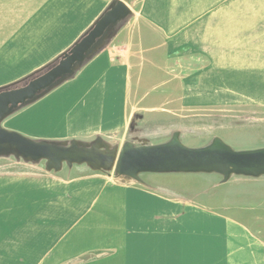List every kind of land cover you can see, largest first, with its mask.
<instances>
[{
  "label": "crops",
  "instance_id": "obj_1",
  "mask_svg": "<svg viewBox=\"0 0 264 264\" xmlns=\"http://www.w3.org/2000/svg\"><path fill=\"white\" fill-rule=\"evenodd\" d=\"M116 1L0 0V66L12 68L1 79H17L16 73L53 60ZM124 1L129 15L107 29L79 70L13 110L1 126L35 140L120 135L135 111L155 108L143 103L144 74L167 69L184 54L179 50L211 55L215 64L249 63L256 1L264 0ZM222 49L247 54L227 57ZM0 158L9 161L0 165V264H27L32 257L38 258L35 264H63L73 257L75 264H264V236L253 227L264 224L255 218L264 209L224 210L202 194L206 184L189 185L210 180L220 185L217 173L178 174L182 185L158 178L173 179L168 174L145 173L174 190L156 191L143 179L133 184L119 182L120 177L111 181L114 185L92 180L65 186L63 175H48L46 166L43 174L25 169L37 161L13 153ZM90 193L94 204L81 207L76 199ZM65 221L72 225L69 240ZM113 247L97 258L77 259L86 251Z\"/></svg>",
  "mask_w": 264,
  "mask_h": 264
},
{
  "label": "rangeland",
  "instance_id": "obj_2",
  "mask_svg": "<svg viewBox=\"0 0 264 264\" xmlns=\"http://www.w3.org/2000/svg\"><path fill=\"white\" fill-rule=\"evenodd\" d=\"M254 34L255 49H250L248 52L251 58L249 63L215 64L213 63L214 59L209 57L211 55L207 56L196 50L182 49L179 52L184 54L176 57L174 62L170 61L164 71L144 74L140 89V93L144 97L143 103L145 105H155V108L145 107V109L135 111L129 119V126L123 132L124 134L48 140L62 142L65 145L76 141L83 146H88L93 141L100 140L107 148H114L118 151L125 142H131L134 145L158 144L169 140L174 132H178L181 143L188 147L207 145L215 137L220 138L237 150L264 146V1H256ZM74 43L70 44L47 64L30 72L16 73L15 75L19 76L17 79H1L0 76V90L24 85L33 77L43 73L57 63ZM212 51L207 50L209 53H212ZM245 51L247 52L243 49H222L223 55L227 57L235 54V56L246 55ZM245 60L246 58L241 59V61ZM81 64L76 65L75 73L79 70ZM13 68L15 69V65H13ZM11 70L10 66H0V74L2 72L8 73ZM183 78L187 79L184 81ZM61 82L60 80L55 82L42 95L26 104L39 99ZM1 153H12V151L7 150ZM8 162L5 158H0V165ZM37 162L25 168L32 175L38 172L43 174L44 172L42 170L46 166L45 160H38ZM61 169L62 171H60ZM51 171H60V173L55 175ZM49 172L47 174L54 177L58 176L60 178L63 175L65 186L86 184L92 180L104 185H114L111 181L119 177L113 169H94L86 163H73L71 165L63 163L59 170H49ZM161 174H168L173 178L158 177L163 180L161 182L169 181L171 184L177 185L183 181L178 176L181 173ZM148 176L150 175L140 174L141 182H147L146 184L158 189L156 191L174 190L165 183L151 181ZM117 180L125 182L124 177ZM131 182L133 184L140 183L135 180H131ZM197 182L194 181L189 185L193 189H199L200 185L206 184L207 186H204L206 187L205 192L202 194L211 197L213 199L211 202L215 207L224 210L264 209V177L250 179L247 176L234 175L220 185L216 183V186H213L211 180L199 182L198 184ZM175 189L176 191L182 190L180 187ZM68 195L70 194L65 193V198ZM84 195L89 198H84ZM94 195L95 193L82 194L76 201L80 202L81 207L89 205L91 207L95 202L93 200ZM65 202L67 201L65 200ZM66 212L65 209V219L67 217ZM79 218H82L81 215ZM255 218L264 221V215H257ZM253 227L260 229L261 231L258 233L264 236V224L262 222L260 225H253ZM71 236L72 225L65 221L64 237L69 240ZM111 249L86 251L81 253L77 259H93L116 250L114 247ZM37 260L38 258L32 257L27 264H35ZM63 264H75V257L66 260Z\"/></svg>",
  "mask_w": 264,
  "mask_h": 264
},
{
  "label": "water",
  "instance_id": "obj_3",
  "mask_svg": "<svg viewBox=\"0 0 264 264\" xmlns=\"http://www.w3.org/2000/svg\"><path fill=\"white\" fill-rule=\"evenodd\" d=\"M129 13L128 4L124 0H117L57 63L24 85L0 90V153L11 150L24 159L45 160L48 170H59L63 163H86L94 169H113L117 176L139 182L142 173H217L222 176L223 182L232 175L264 176V146L237 150L218 137L207 145L188 147L181 143L179 133L174 132L165 142L149 145L125 142L117 151L107 148L100 140L88 146L76 141L65 145L62 142L31 139L1 126V121L13 110L32 100L57 80L70 75L107 29Z\"/></svg>",
  "mask_w": 264,
  "mask_h": 264
},
{
  "label": "trees",
  "instance_id": "obj_4",
  "mask_svg": "<svg viewBox=\"0 0 264 264\" xmlns=\"http://www.w3.org/2000/svg\"><path fill=\"white\" fill-rule=\"evenodd\" d=\"M71 74H72V73H71ZM59 80H61V79H59ZM59 80H57V81H59ZM57 81H56V82H57ZM51 86H52V85H51ZM51 86H50V87H51ZM17 87H19V86H17ZM50 87H49V88H50ZM49 88L40 91V92H39V93H38V94H37L32 100H34V99H36L37 97H39L40 95H42V93H44V92H45L46 90H48ZM32 100H30V101H32ZM28 102H29V101H28Z\"/></svg>",
  "mask_w": 264,
  "mask_h": 264
}]
</instances>
